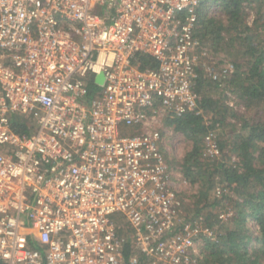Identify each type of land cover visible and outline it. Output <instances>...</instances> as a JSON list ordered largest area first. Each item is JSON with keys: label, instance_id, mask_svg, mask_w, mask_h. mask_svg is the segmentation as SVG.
Instances as JSON below:
<instances>
[{"label": "built area", "instance_id": "2783aa9c", "mask_svg": "<svg viewBox=\"0 0 264 264\" xmlns=\"http://www.w3.org/2000/svg\"><path fill=\"white\" fill-rule=\"evenodd\" d=\"M204 1L0 0V261L197 264L213 233L183 216L162 127L200 113L201 71H235L196 36Z\"/></svg>", "mask_w": 264, "mask_h": 264}, {"label": "trees", "instance_id": "16d2710c", "mask_svg": "<svg viewBox=\"0 0 264 264\" xmlns=\"http://www.w3.org/2000/svg\"><path fill=\"white\" fill-rule=\"evenodd\" d=\"M252 3L254 0L202 3L196 36L213 59L223 52L232 56L235 71L218 80L201 71L195 88L200 113L165 122L192 143L180 169L183 178L198 186L190 217L217 228L214 239L201 236L205 255L197 264H264V20L253 28L247 24L246 7ZM217 10L220 12L214 15ZM222 63L217 62V67ZM96 88L90 83V93ZM231 96L243 112L228 105ZM33 124L29 117L17 116L13 127L18 134L30 135ZM216 131L221 155L204 158L205 137ZM226 210L230 216L221 219ZM250 223L256 226L254 232ZM125 249L129 254L131 246Z\"/></svg>", "mask_w": 264, "mask_h": 264}, {"label": "rangeland", "instance_id": "374dc122", "mask_svg": "<svg viewBox=\"0 0 264 264\" xmlns=\"http://www.w3.org/2000/svg\"><path fill=\"white\" fill-rule=\"evenodd\" d=\"M219 12H220L219 10L215 11L216 14L214 15H217ZM221 18L225 19L226 17L221 16ZM262 20H264V6H262V3L260 2V0H254V3L246 7V22L250 27L253 28L255 24L258 22L262 24ZM232 60H233L232 56H229L227 53L223 52L217 55L215 62H220V61L231 62ZM97 90L98 89L96 88L95 91ZM227 102H228V105L234 108L235 110L239 112L244 111V108L241 107L239 103H237L238 101L236 97L231 96ZM226 131L230 134L231 129L227 128ZM162 132H163L164 142L166 144V147L168 148V155H169L168 158H169L170 165H171V173H172V180H173L174 186L177 192H179L182 200H183L182 196H184V199H185L183 200L184 204H187V206L184 205L183 216H185V218L192 223H198L204 229L209 228L207 225L201 224L199 221L191 219L190 216H192L191 214H192V209H193L192 205H194L193 204L195 201L194 197L198 193V186L191 184L188 180L183 178V175L180 172L181 163L184 157L186 156V154L188 153V151L191 149L192 143L188 139H186L185 136L182 135L181 133H178L172 128L166 126L165 122L163 123ZM215 133L217 135V133L219 132L216 131ZM220 155H221V150H220ZM226 211L222 213L223 217H220L221 219H227L230 216L228 214V211L227 212ZM250 228L252 232L256 230V226L254 225V223H250ZM215 229L209 228V230L212 231L211 233H213L212 237L206 234H203L202 236L214 239L215 233L217 232V228ZM196 255L197 257L195 258L197 259L196 260L197 262H199V257L201 255L204 257L205 252L203 250V242L198 246Z\"/></svg>", "mask_w": 264, "mask_h": 264}, {"label": "water", "instance_id": "95a60500", "mask_svg": "<svg viewBox=\"0 0 264 264\" xmlns=\"http://www.w3.org/2000/svg\"><path fill=\"white\" fill-rule=\"evenodd\" d=\"M103 81H104V76H103V75L98 76L97 79H96V82H97L98 84H102Z\"/></svg>", "mask_w": 264, "mask_h": 264}]
</instances>
